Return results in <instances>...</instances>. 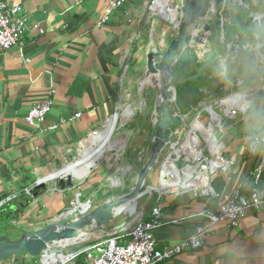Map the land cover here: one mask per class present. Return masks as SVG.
<instances>
[{"label": "crops", "instance_id": "1", "mask_svg": "<svg viewBox=\"0 0 264 264\" xmlns=\"http://www.w3.org/2000/svg\"><path fill=\"white\" fill-rule=\"evenodd\" d=\"M109 1L6 0L10 6L22 7L25 33L18 45L0 54V202L12 198L0 207V229L10 221L19 224V220L45 227L71 210L76 196L85 197L92 208L103 204L108 190L117 189L101 184L107 181L110 169L115 167L122 176L130 175L137 164L132 154L142 157L143 146L152 145L144 130H137L135 138L129 136L126 140L114 132L120 116L131 118L128 113L116 114L119 106L123 102L128 104L134 93L145 98L149 91L145 88L147 84L152 89L153 108L156 105L154 80L147 77L146 69V56L151 49L142 53L149 24L146 2L150 0H127L123 7L112 12L107 24L97 27ZM241 2L245 9L242 14L238 10ZM226 12L237 26L240 16L245 20L247 14H263L264 0L234 1L226 5ZM157 14L162 16V11ZM239 34L244 37H239L238 44L243 49L246 44L250 47L240 52L239 58L234 56L229 61L231 64L238 60L227 71V79L216 75L207 82H198L200 96L208 97L207 101L220 96L218 90L228 81L236 79L239 83L227 88L226 94L250 91L261 85L262 73L256 66L264 68V59H258L252 52L261 47L263 39L257 41L245 27ZM77 80L82 82L74 88ZM74 89L79 95L73 94ZM49 92H53L50 114L40 126H28L25 118L29 110ZM247 100L236 102L233 108L248 105ZM251 103L257 107L264 105V92L253 94ZM124 111L130 112L127 108ZM76 114L81 116L74 118ZM106 125L100 143L91 140L92 132L101 131ZM243 125V114L226 122V156L233 166L229 181L222 173L213 176L211 185L217 192L232 191L249 177L255 165V160L243 151L246 144ZM106 151L112 154L105 156ZM148 155L139 158L142 165ZM124 162L128 165L127 173L119 168ZM93 168L99 169L90 173ZM62 169V176L71 175L77 181L89 177L83 184L61 191L53 177ZM42 182L44 187L37 190L36 186ZM261 188L264 189V174ZM28 191L31 193L27 194ZM97 195L104 201L95 202ZM204 202L205 198L188 193L166 195L158 204L156 200L152 205L142 204L145 218L156 206L164 213L165 225L154 233L158 249L177 245L188 239L198 225L206 223L200 217H192L203 208ZM173 220L179 224H171ZM20 229L16 228L13 238L24 233ZM109 234L93 229L87 240L100 241ZM27 257H22L18 264H24ZM160 264H264V213L248 211L233 229L218 224L200 249Z\"/></svg>", "mask_w": 264, "mask_h": 264}, {"label": "built area", "instance_id": "2", "mask_svg": "<svg viewBox=\"0 0 264 264\" xmlns=\"http://www.w3.org/2000/svg\"><path fill=\"white\" fill-rule=\"evenodd\" d=\"M126 2L127 0H110L97 27L107 24L112 12L123 7ZM155 2L156 0L146 2L147 9L152 16L164 20L152 9ZM22 14L21 6H10L6 0H0V54L18 45L22 40L25 33ZM166 22L170 23L169 21ZM177 27L175 28L177 29ZM191 46L194 52L198 51L197 46ZM233 82H226L224 88L219 91L222 93L220 96L194 106L187 120L181 118V125L176 132L174 142L168 143L165 149V151L168 149L171 151L165 155L162 154L157 163V191L155 192L158 197L156 204L166 195L179 196L191 193L196 198H205L203 208L192 216L202 218L205 220V224L198 225L188 239L182 240L177 245L158 249L154 233L163 227L165 222L164 213L159 206H156L152 208L147 218L143 217L141 212L140 218L130 224L126 230L110 233L84 250L65 256H55L56 260L53 262L46 260L50 254L45 253L41 256V264H160L184 252L200 249L210 236L211 229L218 224H225L233 229L239 226L248 211H254L257 214L264 213V189L261 188V180L264 174V154L250 153L246 144L243 148L244 153L255 160L249 177L238 183L230 192H217L211 185V177L217 173L224 174L228 181L230 179L229 173L233 162L225 155L227 147L224 143V124L228 120L242 115L241 108L247 105H241L240 109L232 108L227 115V106L222 102L240 95H246L247 103L250 104L253 94L260 91L264 92V79H262L261 85L250 91H236L226 94L225 90L234 85L237 86L239 80ZM52 94L53 92H49L42 100L32 106L25 118L28 126L38 127L45 122L53 107ZM207 107H209L208 110ZM210 111H213L218 119H215ZM203 114L208 115L210 126L214 132H209L202 122ZM80 116V114H76L74 118ZM190 116L193 117L189 124ZM194 126L197 127L195 130H193ZM107 127L108 125L103 126L101 131L92 132L91 140H98L100 143L99 139ZM179 133H181L180 137ZM190 135L195 139L189 141ZM146 149L148 152L150 151V147ZM177 150L180 151L179 155L176 154ZM142 152H144L143 149L140 153ZM191 167L195 168L193 172L189 170ZM177 179L179 185L163 188L165 182H175ZM196 181L199 183L198 185L195 184ZM184 183H187V187H183ZM30 193V191L27 192V194ZM11 200V197L4 199L0 202V207ZM72 205V209H77L80 204L75 206L73 202ZM170 223L179 224V221L173 220ZM22 257L25 256H15L1 264H18ZM26 263L25 261L24 264Z\"/></svg>", "mask_w": 264, "mask_h": 264}, {"label": "water", "instance_id": "3", "mask_svg": "<svg viewBox=\"0 0 264 264\" xmlns=\"http://www.w3.org/2000/svg\"><path fill=\"white\" fill-rule=\"evenodd\" d=\"M234 1L236 0H180V22L174 39L164 53L147 54V77L154 80L156 90L154 133L149 155L137 174L134 187L126 194L97 207L92 208L90 202H87L82 210L80 207L71 209L39 230L24 232L13 239L0 237V264L15 256L72 254L98 242L87 240V235L93 229L116 233L130 226L131 223L126 220L117 222L125 214L122 209L126 206L137 209L138 201L151 188L147 186L151 173L168 143L174 142L181 118L187 120L194 106L207 101L208 97L200 96L198 82H207L216 75L227 79V71L232 70L238 62L229 64V61L234 56L237 59L240 52L249 49L248 44L244 49L238 44L239 37H244L239 34L242 28L250 29L257 41L263 39L261 47L256 48L252 55L264 59V13L247 14L245 20L240 16L238 25L235 26L226 12V5ZM238 10L241 14L245 10L243 2ZM191 45L197 46L198 51L194 52ZM256 70L261 71L264 79V68L256 66ZM63 171L64 169L53 177L57 179L56 185L61 191L74 186L73 177L62 176ZM43 187L42 182L36 189ZM68 245L74 247L71 253H68Z\"/></svg>", "mask_w": 264, "mask_h": 264}, {"label": "rangeland", "instance_id": "4", "mask_svg": "<svg viewBox=\"0 0 264 264\" xmlns=\"http://www.w3.org/2000/svg\"><path fill=\"white\" fill-rule=\"evenodd\" d=\"M238 1H240V0H236V2H238ZM176 6H180V0H156L155 5L152 9L155 10L156 13L157 12L160 13V11H162L161 17L165 21L159 17L152 16L151 12L147 9L149 24L147 26V34L144 37L145 42H143L142 53L146 52V50H148V49H151L148 53L157 52V53L161 54L165 51L166 46L169 45L171 39L174 38V36L177 32V29L175 28L174 25H176V26L178 25L177 20H178V22H180L179 15L177 17V20L175 21V19H176ZM166 21H169L171 24L166 22ZM162 33H163V37H160ZM143 86H144V83L141 84L140 88L142 89ZM145 88L147 90H149L148 95L145 98L143 96H141V94L138 95V94L134 93V96L128 102V104L123 102L116 111V113H118L120 115H122V113H124V114L128 113L129 115H131L130 119L128 118V116H123V115H122L123 117L120 116L118 123H117V126H116V130L114 131L117 133L119 132L121 134L122 138H120V139H122V140H124V139L126 140L129 136H131L130 138H135L137 130H140V129L144 130L145 134L147 135L146 138L148 139V141H150L152 139V136L154 133V131H152L153 130V124H154V117H153L154 115H152L153 110H154L153 102H152L153 100L151 97V94H152L151 90L152 89L149 87V84H147L145 86ZM241 96L247 97L246 95H240L238 97H241ZM128 106H131V107H128ZM125 108L129 109L130 112L124 111ZM211 113L215 119H218V117L215 115V113L213 111ZM226 114H227V111H226ZM192 117L193 116H190V118L188 120L189 124L191 123ZM202 117H203L202 122L208 128L209 132H214V129L212 128V126H210L211 123L209 122L208 115L203 114ZM125 122H129L128 125L124 126ZM226 129H227L226 124H224V131H225L224 143L228 149V133H227ZM181 133H179V137L181 136ZM149 147L151 148V146H149ZM146 148H147L146 146L145 147L143 146V148H142L144 150V152L142 153L143 154L142 157L140 156L142 159L144 157H146L147 154L149 153ZM170 151H171L170 149L166 150L163 153V155L167 154ZM104 154H105V156H109L110 154H112V152L106 151ZM82 155H83V153L80 155L79 158H77L76 161L81 159ZM136 156L137 155L135 153L132 154V157L137 164H135V169L131 172L130 175L127 173L126 167L128 165L127 164L125 165V162L123 163V165H119V168L122 167L123 171L127 173L126 175L122 176L121 170L119 172H117L115 170V167H112L110 169L107 181L103 180L101 182V184L106 185L107 187H111V188L116 187L117 189H113L111 191L108 190L106 195L103 194L106 196L105 198H103L104 200L107 199L106 201H108V200L116 199V198L126 194L128 191H130L134 187L137 174H138L140 167L142 165L141 164L142 162L140 163V160H139L140 157L137 156L138 157L137 158ZM137 160H139V161H137ZM96 166H97V164L95 165V167ZM179 166H181V164H179ZM94 168L91 170L90 173H92L93 170L97 169V171H98V169H99V168H96V169H94ZM87 177H89V176H87ZM87 177L82 181H77V180L73 179V185L79 186V185L83 184L85 182V180L87 179ZM156 177H157V165H156L154 171L151 173V175L147 181V186L157 188ZM212 178L213 177H211V180H212ZM92 180L94 181L95 177H93ZM96 187H95V189H96ZM157 197H158V194L156 192H153L151 194H147V195L143 196L138 201L137 211L139 213H141L142 212V209H141L142 204L147 203L149 205H152V203L157 199ZM77 199H78V201H77ZM103 199H102L101 195H97L94 198L95 202L96 201H104ZM86 201L87 200L85 197L84 198H81L78 196L74 197V203L76 205L78 203H80L79 207L81 209L85 208L84 204L86 203ZM117 220H119L118 222L126 220L129 224L130 223L133 224L137 219L134 222H132L133 217H131L125 213V214H122ZM18 223L24 224V225H22V226L19 224L15 225V224H13V222L10 221L7 227L0 229V237L4 236V237H8V238H13L14 233L16 232L15 231L16 228H21L20 230H22V232H28V231L32 232L35 230H39L42 227V225H34L33 222H32V225H31V223H28V222L22 223L20 220L18 221ZM27 224H30V226H28ZM26 262H27L26 264H41V257H30V256H28L26 258Z\"/></svg>", "mask_w": 264, "mask_h": 264}, {"label": "clouds", "instance_id": "5", "mask_svg": "<svg viewBox=\"0 0 264 264\" xmlns=\"http://www.w3.org/2000/svg\"><path fill=\"white\" fill-rule=\"evenodd\" d=\"M244 118V138L250 153L264 154V105L250 103L241 108Z\"/></svg>", "mask_w": 264, "mask_h": 264}, {"label": "bare ground", "instance_id": "6", "mask_svg": "<svg viewBox=\"0 0 264 264\" xmlns=\"http://www.w3.org/2000/svg\"><path fill=\"white\" fill-rule=\"evenodd\" d=\"M178 15H179V9H178V6H176V19H175V21L177 20V17H178ZM177 23L179 24V22H178V20H177ZM171 24V23H170ZM173 24V23H172ZM175 27H177L176 25H174ZM247 97H243V96H241V97H235V98H233V99H231V100H226V101H223L222 102V104H224V105H226L227 106V110H228V112L235 106V104H236V102H238V101H240V100H242V99H246ZM209 109V107H207V110ZM211 110V109H210ZM197 127L196 126H194L193 127V130H195ZM190 140L189 141H191V140H194L195 138L192 136V135H190ZM187 146H188V144H187ZM183 148H186L185 146H183ZM179 153H180V151H176V154H178L179 155ZM191 172H193L194 170H195V168H193V167H191L190 169H189ZM153 176V175H152ZM195 184H199L197 181L195 182ZM176 185H179V180L177 179L175 182H165L164 183V186H163V188L164 187H167V186H176ZM183 187H187V183H184L183 184ZM155 191H157V189L156 188H153V187H151V188H149L148 189V191H147V193L148 194H151V193H153V192H155ZM76 205V204H75ZM77 207H79V206H77ZM85 207V206H84ZM80 210H82L81 208H79ZM124 212L123 213H126L127 215H129V216H131V217H133V221L132 222H134L136 219H139L140 218V216H141V213H139L138 211H137V209H134V207H129V206H126V207H124L123 209H122ZM67 248H68V250H69V252L68 253H71V251L72 250H74V247H73V245H68L67 246ZM60 258H62V257H60ZM48 261H51V262H53L54 260H56V257L55 256H53V255H49L48 256V258H46Z\"/></svg>", "mask_w": 264, "mask_h": 264}, {"label": "trees", "instance_id": "7", "mask_svg": "<svg viewBox=\"0 0 264 264\" xmlns=\"http://www.w3.org/2000/svg\"><path fill=\"white\" fill-rule=\"evenodd\" d=\"M78 82L81 83L82 81L77 80L76 83L74 84V88H75V87H78V85H76ZM74 90H75V91L73 92V94H78V95H79V92L76 91L77 89H74ZM29 202H30V200H29V201H26V203L23 204V208H24L27 204H29ZM4 207H5V206H4ZM4 207L1 208V210H4V209H5ZM21 211H23V210H21ZM80 260H81V258L79 259V261H80Z\"/></svg>", "mask_w": 264, "mask_h": 264}]
</instances>
